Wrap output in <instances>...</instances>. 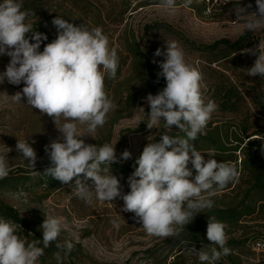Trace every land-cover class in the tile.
Listing matches in <instances>:
<instances>
[{
    "label": "clouds",
    "instance_id": "obj_1",
    "mask_svg": "<svg viewBox=\"0 0 264 264\" xmlns=\"http://www.w3.org/2000/svg\"><path fill=\"white\" fill-rule=\"evenodd\" d=\"M191 3L192 0H183L184 7ZM161 4L166 9H174L177 0H161ZM256 5L254 13H248L240 4L233 11L237 20H244L247 31L264 28V0H256ZM22 8L23 0L0 2V55L10 57L6 71L0 73V83L5 78L13 85L23 83L22 91L11 96L12 101L18 103L26 98L29 106L53 119L60 133L45 145L52 165L45 174L65 185L74 182V194L87 204L92 203L93 195L106 202L122 199L121 210L134 213L145 233L158 238L176 236L197 214L210 210L214 206L212 194L236 180L239 173L234 165L213 158V151L206 153L209 157L206 160L195 147L194 141L204 132L218 106L213 100L205 101L203 75L198 67L186 62L182 46L177 41L166 40V50L157 48L154 53V57H163L158 62L161 71L157 73V82L163 77L166 86L145 98L150 107L146 113L147 126L149 129L159 127L163 118V127L168 132L159 142L144 147L135 162L138 167L128 177L130 191L125 194L120 180L110 172L111 163L117 162L115 145L86 144L82 139L86 135L81 136L77 127L86 125L87 135L95 138L92 134L104 126L107 114L113 110L104 81L106 76L116 77V50L109 47L102 28H89L87 24L77 26L56 16L52 24L57 29V38L47 43L41 52V43L47 36L34 30L33 24L27 22L29 12ZM241 54L257 56L247 75L264 77V40L260 41L258 49H244ZM172 126L184 135H170ZM32 143L35 141L17 140L16 151L29 168L35 169L38 157ZM130 155L125 150L121 157L126 160ZM102 165L107 167L102 168ZM10 171L5 156L0 155V179ZM88 179L94 187L86 183ZM45 217L40 225L42 240L32 242L17 234L14 223L0 218V264H39L45 249L53 243L58 250L54 257L57 264H62L61 252L65 256L70 254L74 245L68 240L59 241L62 218ZM113 223L119 227L115 221ZM226 227L209 216L206 237L211 243L200 250L195 246L189 248L201 264H218L222 257L231 254L226 246Z\"/></svg>",
    "mask_w": 264,
    "mask_h": 264
},
{
    "label": "rangeland",
    "instance_id": "obj_2",
    "mask_svg": "<svg viewBox=\"0 0 264 264\" xmlns=\"http://www.w3.org/2000/svg\"><path fill=\"white\" fill-rule=\"evenodd\" d=\"M2 2V0H0ZM51 11L74 19L79 24H87L89 28L100 27L108 37L109 47L114 48L118 56L120 73L114 79L109 78L106 88L108 97L114 104L113 110L107 114L103 127H98L92 135H87V126L78 124V131L86 144L104 143L115 145L117 162L122 164L137 158L144 147L154 143L157 135L164 129V120L159 127L147 126V104L144 96L147 87L156 83L157 78L147 73L137 71L133 64V56L127 51L128 41L133 38L138 42L150 60H156L159 67L163 57H154L157 48L166 50V40L177 41L185 52L186 62L199 68L203 75L202 91L205 101L213 100L217 107L211 115L209 123L238 122L251 114L250 121L258 119V126L264 129V109L254 106L250 95L264 90V79L247 75L256 60V55L241 54L239 58H222V45L215 49L207 48L214 41L226 38L234 42L245 33L244 20H237L234 9L240 4L248 13L257 12L256 0L233 3L228 6H217L208 10L197 0H192L188 7L183 6V0H177V7L166 9L161 0H47ZM251 5L250 8L247 6ZM52 12L48 13L51 14ZM48 29L54 35L57 30L52 26ZM253 45L247 49H258L260 41L264 40V28L249 31ZM41 45H43L41 43ZM206 46V47H205ZM10 61L7 55H0V73L6 71ZM199 62V63H197ZM107 78V76L105 77ZM162 82L166 83L162 77ZM239 87L246 92V101L241 103L240 110L232 112L222 110L221 88ZM24 84L13 85L5 78L0 83V155L5 156L11 170L23 167L36 173L50 161L45 153V145L60 136L53 119L47 114H41L26 103L13 102L12 95L22 91ZM163 89V88H162ZM160 89V90H162ZM159 90V91H160ZM157 91L155 94H157ZM153 94V95H155ZM132 96V97H130ZM7 97V99H6ZM135 102H133L134 98ZM64 121L60 120V124ZM59 126V125H57ZM17 140H29L37 153L35 169L29 168L27 161L16 151ZM248 140V139H247ZM11 151H9V149ZM130 152V158L123 159L121 154ZM264 151V141L261 146ZM205 159L209 157L206 153ZM239 153V152H238ZM241 154L238 155L240 161ZM107 167V166H105ZM191 168V165L189 164ZM104 168V167H102ZM112 175L120 180L123 193L130 191L125 177L119 170L110 167ZM193 175L195 171L193 170ZM247 174L239 180L240 188L235 191L214 192L211 199L215 207H227L236 204L243 191L249 186ZM83 180V176L81 177ZM86 183L91 187L93 182ZM0 195L7 202L19 208L23 216L29 218L38 228L45 216L62 218V231L59 241H71L74 245L70 254L64 255L62 264H173L174 257L184 252L179 260L183 264H201L195 253H190L193 245L186 243L181 236L184 228L178 234L168 238L149 236L138 222L135 214L124 212L123 200L116 198L112 202L99 201L93 195L91 204L85 203L74 194L72 185H63L51 189L47 184L32 186L25 190L7 192L0 189ZM264 202L256 203L254 213L240 218L235 226L226 225L229 238L247 239L255 235H264ZM210 209V210H211ZM197 214L189 223L193 227L202 225V218L210 211ZM119 227H115L113 222ZM204 232L207 225L201 226ZM197 250L201 248L195 245ZM247 245L243 247L244 264H264V252L246 253ZM49 264H57L54 255L48 259Z\"/></svg>",
    "mask_w": 264,
    "mask_h": 264
},
{
    "label": "trees",
    "instance_id": "obj_3",
    "mask_svg": "<svg viewBox=\"0 0 264 264\" xmlns=\"http://www.w3.org/2000/svg\"><path fill=\"white\" fill-rule=\"evenodd\" d=\"M202 5L206 7L203 3ZM22 10L29 12L27 22L33 24L34 30L47 36V40L43 41V45L40 46L39 51L41 52L47 43H50L57 38V35H54L53 32L48 29V26H52L53 29L57 30L52 24V20L56 16L64 18L77 26L81 25L74 19L53 13L47 0H23ZM50 12L52 13L48 15ZM28 36L30 38L31 33H29ZM30 42L34 41L30 39ZM221 45L224 47L221 50V52H223L222 58L233 56L231 57L233 60L240 56L239 54L234 55L235 53L251 47L253 42L251 41L250 32L246 31L234 42H230L226 38H221L207 45V48L215 50ZM127 51L133 56V64L137 71L147 73L157 78V73L161 71L160 67L154 65V62L148 58L134 38L132 41H128ZM119 68L118 64L117 73H120ZM256 77L258 78L259 76ZM260 79H264V77H260ZM108 82L109 78L107 77L104 81L105 89L108 88ZM165 86L166 83L162 82V77H160L158 82L156 81V83L147 87L148 91H146L144 96H147L148 94L153 95ZM221 90L225 91L224 94L221 95L224 100L222 102V110L232 112L239 111L241 103H245L246 101L245 95L247 91L242 92L239 87L236 86L227 88L225 85H223ZM250 96L254 106L259 109H264V90ZM136 98L138 97H135L133 102H135ZM146 110L150 111V107H146ZM250 118L251 114L238 122L227 121L223 123H209L204 129V132L198 135V138L194 141L195 147L198 151H213L215 154V157L213 158L218 162L222 161L234 165L239 173L236 180L227 184L223 189H218L215 192L237 190L240 188L238 181L243 179L245 174H247L246 180L249 185L243 191L242 195H238L241 199L235 205L232 204L227 207H215L208 211L202 218V225H207L209 216H214L217 221L223 222L225 225L235 226L240 221V218L255 212L256 203L264 202V151L261 150L264 141V129L258 126V119L255 118L254 121H250ZM166 132H168L167 129H162L157 135L154 143L159 142L161 136ZM169 134L172 136L184 135V133L179 131L176 126H172V129L169 130ZM239 154H241L240 161H238ZM140 155L137 158L122 164L113 162L110 167L119 170L128 182V177L134 172L135 167H138L135 162ZM51 166L52 165L49 162L42 169H38L36 173L23 167H17L11 170L6 177L0 179V189L7 192H13L19 191L20 189L27 190L32 186H38L40 184H47L51 189H58L64 184L53 179L50 175L45 174V170ZM105 166L106 165H102L101 167ZM82 176L83 174H81V177ZM261 206L264 208V203H262ZM0 218L14 223L17 228V234L22 239H25L28 242L37 239L42 240V231L40 228H38L29 218L23 216L18 207L4 200L1 195ZM202 225L200 224L198 227H193V225L191 226L190 224H187L184 227L181 236L184 237L183 239L186 243L193 246L197 245L200 248L203 245L211 243L207 240L206 231L200 232L199 229L202 230ZM260 238H264V235H255L251 238L247 237V239L244 240L236 239L234 237L227 239L226 246L231 249V254L222 257L218 264H244L242 259V255L244 254L243 247L247 245L248 251L246 253L254 254L257 250L254 249L253 243ZM40 246H43L42 243ZM57 251L55 243H53L49 248L45 249L44 255L40 257L39 264H49L48 259ZM180 251L179 254L174 257L175 261L173 264H183L180 263L179 260L183 257L184 252Z\"/></svg>",
    "mask_w": 264,
    "mask_h": 264
},
{
    "label": "built area",
    "instance_id": "obj_4",
    "mask_svg": "<svg viewBox=\"0 0 264 264\" xmlns=\"http://www.w3.org/2000/svg\"><path fill=\"white\" fill-rule=\"evenodd\" d=\"M197 1L203 3L208 10H211L212 8L217 6L223 7L233 2H243L248 0H197ZM253 247L257 251H264V238L257 239L253 243Z\"/></svg>",
    "mask_w": 264,
    "mask_h": 264
}]
</instances>
